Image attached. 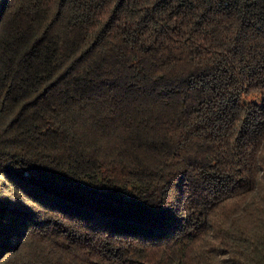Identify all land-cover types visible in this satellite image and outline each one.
<instances>
[{
	"label": "trees",
	"instance_id": "trees-1",
	"mask_svg": "<svg viewBox=\"0 0 264 264\" xmlns=\"http://www.w3.org/2000/svg\"><path fill=\"white\" fill-rule=\"evenodd\" d=\"M0 264H264V0H0Z\"/></svg>",
	"mask_w": 264,
	"mask_h": 264
}]
</instances>
